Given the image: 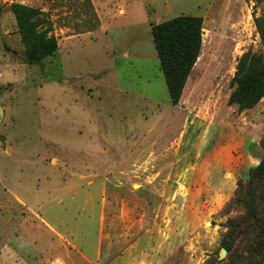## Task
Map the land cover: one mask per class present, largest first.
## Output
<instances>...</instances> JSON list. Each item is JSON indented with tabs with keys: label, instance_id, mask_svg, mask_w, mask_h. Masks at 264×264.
Here are the masks:
<instances>
[{
	"label": "rangeland",
	"instance_id": "obj_1",
	"mask_svg": "<svg viewBox=\"0 0 264 264\" xmlns=\"http://www.w3.org/2000/svg\"><path fill=\"white\" fill-rule=\"evenodd\" d=\"M13 3L54 57L29 62ZM181 15L203 34L175 106L152 26ZM262 54L264 0H0V264H88L100 237L92 264H264V96L230 102Z\"/></svg>",
	"mask_w": 264,
	"mask_h": 264
},
{
	"label": "trees",
	"instance_id": "obj_2",
	"mask_svg": "<svg viewBox=\"0 0 264 264\" xmlns=\"http://www.w3.org/2000/svg\"><path fill=\"white\" fill-rule=\"evenodd\" d=\"M11 11L30 63L42 62L58 52V40L50 34L52 25L39 8L13 3ZM202 25L201 17L181 15L152 26L153 41L172 105L179 104L199 58ZM232 85L235 89L230 102L238 104L243 110L253 109L264 96V54L242 58ZM253 176L255 183L264 178V160Z\"/></svg>",
	"mask_w": 264,
	"mask_h": 264
},
{
	"label": "crops",
	"instance_id": "obj_3",
	"mask_svg": "<svg viewBox=\"0 0 264 264\" xmlns=\"http://www.w3.org/2000/svg\"><path fill=\"white\" fill-rule=\"evenodd\" d=\"M186 88V87H185ZM184 92H185V89H184V91H183V95H184ZM182 95V96H183ZM82 177V176H81ZM85 177V176H84ZM86 178H89V175L86 177ZM18 201V203H19V205L20 206H24L25 208H27L28 209V204L25 202V201H22L21 199H18L17 200ZM39 207H41V206H39ZM39 217V221H40V224H42V225H44L47 229H49L51 232H57L56 230H55V227L45 218V217H43V215H39L38 216ZM103 218V217H102ZM101 218V219H102ZM102 221H103V219H102ZM101 221V222H102ZM57 235V234H56ZM59 236L61 237V239H63V240H67L66 238H64L63 236H61L60 234H59ZM58 236V237H59ZM98 248H97V252H96V257H95V259L94 258H92V257H90L89 255H86L85 253L83 254V253H79V255L81 256V258L83 259V260H85L88 264H92L93 263V261L94 260H100L101 259V255H102V239H101V237H100V239H99V241H98V246H97ZM73 249V248H72ZM42 261V262H41ZM48 262L47 264H56V262L58 263H60V264H67L62 258H60L57 254H55L54 255V259L52 258H46L43 254H41V256L40 257H37L36 258V263L38 264V262H39V264H43V262ZM121 263V259L120 258H118V259H114V261H112L110 264H120Z\"/></svg>",
	"mask_w": 264,
	"mask_h": 264
},
{
	"label": "water",
	"instance_id": "obj_4",
	"mask_svg": "<svg viewBox=\"0 0 264 264\" xmlns=\"http://www.w3.org/2000/svg\"><path fill=\"white\" fill-rule=\"evenodd\" d=\"M73 81H75V80H73ZM73 81H70V82H73ZM70 82H69V83H70ZM0 111H1V108H0Z\"/></svg>",
	"mask_w": 264,
	"mask_h": 264
}]
</instances>
